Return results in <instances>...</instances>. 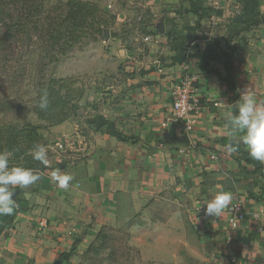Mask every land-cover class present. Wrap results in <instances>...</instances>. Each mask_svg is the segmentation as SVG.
Returning <instances> with one entry per match:
<instances>
[{"label": "crops", "instance_id": "0c3cea01", "mask_svg": "<svg viewBox=\"0 0 264 264\" xmlns=\"http://www.w3.org/2000/svg\"><path fill=\"white\" fill-rule=\"evenodd\" d=\"M209 1L152 3L155 22L163 23L156 37L167 40L161 45L163 63L153 68L146 64L143 76L132 75L117 101L88 114L96 122L86 133L62 131L64 123L51 128L85 160L68 163L70 156H65L58 160L64 163L49 166L73 177L67 190L42 165L34 169L41 175L36 184L15 189L17 203L20 198L27 208L18 207L4 223L0 264H53L70 246L82 244L72 239L73 233L89 225L95 233L102 229L100 213L93 209L102 196L118 209L145 206L155 198L145 207L149 221L130 229V244L139 248L144 263L231 264L238 254L248 264H264V164L253 160L243 145L230 152L234 142L224 121L245 89L264 101V0ZM207 3L222 13L203 15L200 8ZM184 67L199 74L202 97L189 133L172 113V85ZM116 87L115 92L123 89ZM184 134L189 141L182 143L177 138ZM112 139L115 153L108 158ZM241 168L257 172L248 175ZM218 190L230 192L232 201H244L245 217L237 229L228 224L227 209L216 222L203 212ZM73 197L86 206H74ZM43 219L49 227L36 228ZM138 231L148 233L145 240L137 239Z\"/></svg>", "mask_w": 264, "mask_h": 264}, {"label": "rangeland", "instance_id": "374dc122", "mask_svg": "<svg viewBox=\"0 0 264 264\" xmlns=\"http://www.w3.org/2000/svg\"><path fill=\"white\" fill-rule=\"evenodd\" d=\"M38 1H42L45 6L51 7L65 0ZM84 1L98 4L107 11V17L115 16V22L109 28H106L105 33L101 35L97 31L88 28L82 42L69 49L65 55L57 51L54 52L53 61L44 58L47 66L43 72L34 66H25L22 62V55L28 52L27 46L30 43L19 38L6 39L3 18L0 15V123H23L28 120L38 125V143L48 148L49 166L52 167L64 163V161L59 163L58 160H65L62 159L65 156H70L66 157L68 163L72 161H76V163L83 162L85 158L82 157V152H75L70 145H67L69 142L65 140L68 139L56 135L59 130L51 129L56 125L49 126L37 118L32 109V98L36 89L35 83L40 82L42 78H71V82L83 90V95L72 101L70 116L63 122L62 131L74 129L86 133L87 129L91 128V124L96 122L89 119L88 114L94 115L102 110L104 104H113L124 92V84L129 86V78H132V75L143 76L146 64L153 68V66H159L163 63L165 58L162 54L161 45L165 44L167 40L156 37L157 34L162 32L163 23L155 22L151 7V4L157 2V0ZM6 2L8 0H0V10L6 5ZM209 2H212V0ZM158 8H161V6H158ZM200 9L205 16L222 13V10L217 9L210 3L203 5ZM194 21L196 23V19ZM188 22L190 23V20ZM210 23L213 24V21L211 20ZM196 29H199V27H196ZM170 40L173 39L169 38ZM156 41L159 42L158 45L154 44ZM12 50H14L13 53H11ZM38 54L41 55V52L37 51V54L31 58L34 60ZM43 54L45 55V53ZM13 57L14 59H12ZM33 62L35 63V61ZM149 81L150 83L154 82L150 79ZM116 86H122L121 92H115ZM104 121L109 120L104 119ZM109 122L112 123V121ZM119 133L122 132L119 131ZM129 136L135 137L134 135ZM57 142L63 143L66 151L58 150L57 152L54 147L57 146L58 148ZM96 143L100 144V141ZM109 147L110 150L106 152L107 157L113 158L115 153L113 139L110 140ZM59 152H62V156L58 154ZM75 153L80 155L77 157L73 155ZM93 154L95 157L94 163L97 164L99 160L98 153L94 152ZM9 156L14 165L23 162V165L28 167L30 163H32L30 165L37 163L29 155L17 157L9 154ZM37 165H39V162ZM52 167H49L50 172L53 171ZM109 185L112 186L111 182ZM106 197H99L93 203V209L96 208L95 211H99L100 220L103 224L101 227L103 231L100 236L97 237L99 231L95 233L90 229L91 225L76 231V233H73L72 239L77 237L82 244L77 245L79 242L76 239L75 243H78L74 247L70 246L62 253L64 255L62 257L58 256L57 259L61 260V264H158L144 263L141 260L139 248L130 244L133 237V232L130 231L131 227L133 228L134 225L143 226L144 223L149 221V218H146L145 207L152 202H156L155 198H152L145 206L137 203L136 207L123 206L118 209L111 204L113 201L105 199ZM72 203L76 207L79 205L81 207L86 206L83 205L79 197H73ZM131 211L135 213L130 214ZM115 214L118 216H115ZM39 226L36 225V228L39 229ZM47 226L49 227V223H47ZM163 233L165 236V232ZM146 236H148V233L144 231L137 232V239L139 240H145Z\"/></svg>", "mask_w": 264, "mask_h": 264}, {"label": "trees", "instance_id": "16d2710c", "mask_svg": "<svg viewBox=\"0 0 264 264\" xmlns=\"http://www.w3.org/2000/svg\"><path fill=\"white\" fill-rule=\"evenodd\" d=\"M0 15L3 18L6 39L19 38L30 43L27 46L28 52L22 55V62L26 67L29 65L41 69V72L47 66L44 58L53 61L54 52L57 51L65 55L69 49L82 42L88 28L101 35L116 20L115 16L107 17V11L98 4L84 0H65L51 7L45 6L42 1L38 0H8L0 10ZM37 51L45 55L38 54L33 60L31 57L36 55ZM13 52L14 50L11 51ZM35 85L32 109L37 118L49 126L59 125L66 121L70 116L72 101L83 95V90L75 86L68 77L42 78ZM43 91H47L49 96L47 110H41L38 107ZM38 130L39 126L28 120L23 123H0V152H7L17 157L27 155L28 150L39 141ZM10 163H13L11 158ZM18 164H23V162ZM30 164L28 167L32 169L40 166V164L37 165L38 162L34 165ZM241 169L248 175H255L257 172V170ZM18 203L19 209L27 208L20 198ZM9 218L10 216L0 217V232H3L4 223ZM102 231L103 229L98 232L97 237ZM62 255L64 254L61 253L59 257Z\"/></svg>", "mask_w": 264, "mask_h": 264}, {"label": "clouds", "instance_id": "9594fccd", "mask_svg": "<svg viewBox=\"0 0 264 264\" xmlns=\"http://www.w3.org/2000/svg\"><path fill=\"white\" fill-rule=\"evenodd\" d=\"M41 110L49 107V96L43 91L38 102ZM225 129L228 137L234 142L229 146L230 152H236L243 145L248 155L264 164V101L258 100L254 92L245 89L231 110L224 114ZM27 155L45 168L49 167L48 148L35 144ZM41 179V175L23 164L11 165L7 152H0V217L11 216L19 207L13 198L16 188L27 190ZM51 179L63 190H67L73 177L60 171H53ZM230 192L218 190L205 204L204 214L208 217H220L232 202Z\"/></svg>", "mask_w": 264, "mask_h": 264}, {"label": "built area", "instance_id": "2783aa9c", "mask_svg": "<svg viewBox=\"0 0 264 264\" xmlns=\"http://www.w3.org/2000/svg\"><path fill=\"white\" fill-rule=\"evenodd\" d=\"M199 74L189 67H184L172 85V113L177 123L182 124L186 132H191L197 116L202 109V97L199 93ZM217 105V103H216ZM60 150L64 149L63 143H58ZM204 212V211H203ZM245 217L244 201L240 198L234 199L227 208V221L231 228L237 229ZM213 222L218 218L210 217ZM41 227L47 226V219L40 221ZM231 264H248L238 254H234L230 260Z\"/></svg>", "mask_w": 264, "mask_h": 264}, {"label": "water", "instance_id": "95a60500", "mask_svg": "<svg viewBox=\"0 0 264 264\" xmlns=\"http://www.w3.org/2000/svg\"><path fill=\"white\" fill-rule=\"evenodd\" d=\"M192 41V38L190 37V42ZM178 141L182 142V143H185V142H188L189 141V137L188 135L184 134V135H181L177 138ZM17 195H18V190H14V196L13 198L17 201ZM54 264H61V260L57 259Z\"/></svg>", "mask_w": 264, "mask_h": 264}]
</instances>
